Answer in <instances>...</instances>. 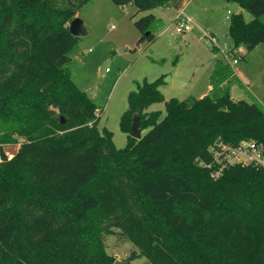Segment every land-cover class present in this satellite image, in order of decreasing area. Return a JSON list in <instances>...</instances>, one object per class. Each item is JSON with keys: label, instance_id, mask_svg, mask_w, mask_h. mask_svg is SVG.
I'll use <instances>...</instances> for the list:
<instances>
[{"label": "trees", "instance_id": "obj_1", "mask_svg": "<svg viewBox=\"0 0 264 264\" xmlns=\"http://www.w3.org/2000/svg\"><path fill=\"white\" fill-rule=\"evenodd\" d=\"M89 1L0 0V264H113L112 229L137 248L127 262L264 264V168L230 167L214 181L205 166L218 140L264 145V106L231 98L236 76L220 61L199 98L165 101L163 78L143 82L117 149L66 67L78 39L68 25ZM111 1L144 12L170 0ZM228 1L252 16L229 18L228 49L242 48V60L264 42V0ZM155 21L134 23L149 42ZM161 102L163 115L146 111ZM135 115L140 140L129 135Z\"/></svg>", "mask_w": 264, "mask_h": 264}, {"label": "rangeland", "instance_id": "obj_2", "mask_svg": "<svg viewBox=\"0 0 264 264\" xmlns=\"http://www.w3.org/2000/svg\"><path fill=\"white\" fill-rule=\"evenodd\" d=\"M238 9L235 1L189 2L185 6V14L193 21L192 30L177 35L176 14L166 6L139 12L131 4L117 6L111 0L86 3L78 13L86 35L72 45L66 67L78 91L87 93L97 85L91 101L97 107L98 132L110 133L117 149L127 145L128 136L120 129V120L128 108L129 93L136 91L137 85L143 82L163 78L158 90L165 101L199 98L209 93L213 66L217 61L226 63L220 51L212 49L203 35L212 33L216 46L223 49L225 40H228V17ZM149 14L156 18L150 27L156 37L153 42L143 39L134 24ZM242 17L245 21L252 18L247 12L242 13ZM260 50L255 46L245 61H238L235 68L240 71L241 82L234 81L230 92L246 102L257 101L264 105V50ZM104 63H107L105 72L100 74ZM175 81L180 84L175 85ZM146 111H160L163 115L165 102L154 103ZM145 132L142 131V135ZM18 147V144L7 145L6 155L12 157ZM112 232L103 235L105 252L114 261L127 262L126 259L132 251L137 252V248L121 238L118 230L112 229ZM128 263L150 264L144 257Z\"/></svg>", "mask_w": 264, "mask_h": 264}, {"label": "built area", "instance_id": "obj_3", "mask_svg": "<svg viewBox=\"0 0 264 264\" xmlns=\"http://www.w3.org/2000/svg\"><path fill=\"white\" fill-rule=\"evenodd\" d=\"M174 24L177 35L185 34L191 31L193 27L192 19L184 13L183 9L177 12ZM203 38L207 40L212 48L220 51L225 59V63L229 65L232 74L236 76L235 67L241 59L244 50L238 48L232 54L226 46L223 49L218 48L216 46V40L211 35L204 34ZM210 151L213 160L205 166L211 170L210 177L214 181L222 175L224 170L230 167L253 166L256 168H264V145L253 139L241 140L237 144H230L218 140L210 147Z\"/></svg>", "mask_w": 264, "mask_h": 264}, {"label": "water", "instance_id": "obj_4", "mask_svg": "<svg viewBox=\"0 0 264 264\" xmlns=\"http://www.w3.org/2000/svg\"><path fill=\"white\" fill-rule=\"evenodd\" d=\"M240 11H242V8L239 9V11L237 12V14L240 13ZM68 30L69 33L77 38L83 37L86 35V28L84 26L83 21L79 18L76 17L74 18L72 21H70L69 25H68ZM106 64L104 63L103 66L101 67L100 70V74H104L105 72V68H106ZM175 85H179L180 82L175 81L174 82ZM97 89V85L95 84L93 89L89 90L86 94V97L88 99H91L93 94L95 93ZM61 122H63V119H61ZM139 122H140V117L138 115H135L132 117V121H131V125H130V130H129V135L131 138L136 139V140H140L142 137V130L139 128ZM113 264H129L128 262H123V261H114Z\"/></svg>", "mask_w": 264, "mask_h": 264}, {"label": "crops", "instance_id": "obj_5", "mask_svg": "<svg viewBox=\"0 0 264 264\" xmlns=\"http://www.w3.org/2000/svg\"><path fill=\"white\" fill-rule=\"evenodd\" d=\"M195 0H170L169 1V3H168V5L166 6V8H169L170 10L171 9H173L174 10V13L175 14H177V12L179 11V10H181V9H183L184 10V13H185V6L190 2H194ZM226 1H228V0H226ZM191 5V4H190ZM238 5V4H237ZM239 6V5H238ZM172 7V8H171ZM241 7L239 6V9H240ZM239 9H238V11H239ZM237 11V12H238ZM237 12L235 13V14H237ZM245 11L242 9V11H240V13H244ZM232 14H230V16H231ZM230 16L228 17V20H227V31H228V24H229V18H230ZM249 21V20H248ZM209 35H211L212 37H214V35L212 34V33H210ZM227 40V39H226ZM225 40V43H224V45L226 46V47H228L229 46V41L227 40L226 41ZM256 47H260V49H262V50H260L261 52H263V50H264V42L263 43H260V44H258ZM213 49V48H212ZM216 50V49H215ZM251 51H249L246 55H245V57L242 59V61L244 60H246L247 58H246V56L247 55H249V53H250ZM248 57V56H247ZM222 64H224L223 62H222ZM228 65V64H227ZM215 68H216V63H215V65L213 66V68H212V72L215 70ZM235 70H236V79H234V81H237V82H241L240 80H239V73H240V71H239V69H237V68H235ZM212 72H211V74H212ZM211 74H210V76H211ZM210 79H211V77H210ZM233 83V82H232ZM232 83H231V85H232ZM225 85V83L223 84V86ZM231 85H230V87H231ZM212 84H211V81H210V88H209V91H211L212 90ZM230 87H229V93H230V96H231V98H233L234 100H241V99H239V97H234L232 94H231V92H230ZM208 94V93H207ZM206 95V94H205ZM204 96V95H203ZM202 97V96H201Z\"/></svg>", "mask_w": 264, "mask_h": 264}]
</instances>
